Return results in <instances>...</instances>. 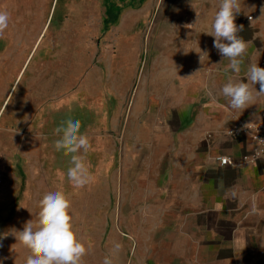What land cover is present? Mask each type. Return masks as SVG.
Listing matches in <instances>:
<instances>
[{
    "label": "rangeland",
    "instance_id": "rangeland-1",
    "mask_svg": "<svg viewBox=\"0 0 264 264\" xmlns=\"http://www.w3.org/2000/svg\"><path fill=\"white\" fill-rule=\"evenodd\" d=\"M105 1L0 0V10L10 14L9 27L0 38L2 264H25L28 250L11 232L23 230L29 220L35 222L39 199L55 190L69 196L75 231L86 247L91 246L83 264H103L114 243L122 248L110 257L113 264L176 262L175 251L165 249L168 234L159 228V209L147 199L145 188L144 167L160 165L155 159L159 149L141 146L133 154V132L143 141L149 126L153 131L165 130L155 121L159 101L162 97L173 103L177 91L168 88L171 79L165 81L179 71L174 63L167 66L166 61L177 59L167 58L165 51L175 50L182 31L188 29L185 25H193L192 18L212 17L213 10L207 7L212 4L210 0H109L121 12L117 23L104 31ZM197 2L205 8L197 10L201 5ZM65 39L70 42L65 71L51 69L52 59L64 56V48L58 46ZM83 49L87 57L71 80L72 113L62 102L52 109L58 118H46L55 129L63 120L59 115L67 109V118L81 120V132L90 137L87 163L94 180L76 189L66 175L70 157L54 148L58 139L54 130L38 135L44 120L38 118L35 105L31 114L19 116L21 120L14 110L26 90L32 87L33 93L35 81L42 83L49 67V88L53 86L55 100L64 97L68 64L75 74ZM54 71L63 80L58 77L53 82ZM65 98L69 102L68 93ZM135 101L142 103V112L137 107L140 112L133 124ZM145 101L152 113L144 111ZM175 117L172 127L176 130Z\"/></svg>",
    "mask_w": 264,
    "mask_h": 264
},
{
    "label": "crops",
    "instance_id": "crops-1",
    "mask_svg": "<svg viewBox=\"0 0 264 264\" xmlns=\"http://www.w3.org/2000/svg\"><path fill=\"white\" fill-rule=\"evenodd\" d=\"M209 2L212 5L207 7L213 10V16L192 18L193 25L182 31L183 39L177 40L175 50L165 51L167 58L177 59L171 63L166 61L167 66L174 63L179 68L175 77L170 74L165 81L171 79L168 88L177 91L173 103L162 97L159 101V116L155 121L161 122L165 130L153 131L149 126L145 132L147 140L143 141L133 132V154L141 146L159 149L155 159L160 165L156 168V163H151L144 167L148 176L145 188L148 189L147 199L155 203L154 209H159V228L166 229L168 234L165 249L175 251V264H264V158L254 164L243 163V157L256 150L255 143L245 135L227 136L234 124L261 120L264 97L257 98L244 110H234L220 92L228 76L247 83L245 72L249 63L264 67L261 65L264 15L260 11L264 0H241L242 11L235 23L244 26L238 35L249 47L239 74L226 71L227 61H223L213 47L214 37L207 34L219 7V0ZM200 4L197 10L205 8ZM249 17L253 19L249 21ZM200 27L207 28L201 31ZM68 43L65 39L59 44V48H64V56L54 57L51 69L65 71ZM86 54L83 49L75 74L71 63L68 64L64 97L55 100V90L53 86L49 88L52 83L49 67L42 83L35 81L33 93L31 87L16 104L14 111L18 118L31 114L35 105L38 118L44 120L38 125L39 137L54 130L46 118H58L53 113L58 103L64 102L72 113L71 80L81 70ZM58 72L54 71L53 82L63 80L64 76L58 79ZM254 87L259 90L258 84ZM67 93L69 102L65 100ZM138 102L132 105L133 124L136 113L142 112V103ZM147 107L145 101L144 111L152 113ZM73 113H80V110H73ZM173 117L179 127L176 130L172 127ZM59 118H67V109ZM220 156L231 158L234 164L219 165L215 159ZM232 191L237 193L235 199L230 197Z\"/></svg>",
    "mask_w": 264,
    "mask_h": 264
},
{
    "label": "clouds",
    "instance_id": "clouds-1",
    "mask_svg": "<svg viewBox=\"0 0 264 264\" xmlns=\"http://www.w3.org/2000/svg\"><path fill=\"white\" fill-rule=\"evenodd\" d=\"M241 11V0H219L211 31L207 33L214 37L213 47L222 60L227 61L226 71L234 74L241 72L249 47V43L238 35L244 26L235 23ZM260 11L264 15V6ZM9 20L10 14L0 10V38L9 27ZM191 26L185 25L188 28ZM202 59L200 56L201 61ZM245 77L247 83L242 80L234 81L232 76H228L220 89L231 109L244 110L257 98L264 97V67H259L257 63H249ZM257 84L259 90L254 87ZM242 127L248 129L250 123ZM81 128V120L69 116L61 120L54 129V135L58 137L54 141V148L57 152H63L65 156L70 157L66 175L72 187L76 189H83L94 180L87 163V153L92 147L91 140L86 132H81ZM236 196L235 191L230 193L232 199ZM71 207L72 202L65 192L49 191L38 201L39 211L35 222L29 220L24 224L23 230L11 232L16 241L28 250L25 264H83V258L91 246L86 247L75 231ZM3 238L0 236V240ZM0 247H3L2 243ZM121 248L120 243H114L110 256H105L103 264H113L110 257L118 255Z\"/></svg>",
    "mask_w": 264,
    "mask_h": 264
},
{
    "label": "built area",
    "instance_id": "built-area-1",
    "mask_svg": "<svg viewBox=\"0 0 264 264\" xmlns=\"http://www.w3.org/2000/svg\"><path fill=\"white\" fill-rule=\"evenodd\" d=\"M253 19V17H251ZM251 19V20H252ZM249 21H251L248 18ZM261 65L264 66V55L262 56ZM246 123H237L234 124L233 127L227 132V136L231 138H236L241 135L247 136L250 140H252L256 147L250 155L243 157L242 162L248 164H254L264 158V112L262 118L259 122L250 123V127L248 129H244L242 126ZM259 154V155H257ZM216 162L223 166H232L234 164L233 160L228 157H217Z\"/></svg>",
    "mask_w": 264,
    "mask_h": 264
},
{
    "label": "trees",
    "instance_id": "trees-1",
    "mask_svg": "<svg viewBox=\"0 0 264 264\" xmlns=\"http://www.w3.org/2000/svg\"><path fill=\"white\" fill-rule=\"evenodd\" d=\"M105 7L106 19L103 27L104 31L108 30L112 25L117 23L119 13L121 12V8L117 7L114 3H110L109 0L105 1Z\"/></svg>",
    "mask_w": 264,
    "mask_h": 264
}]
</instances>
